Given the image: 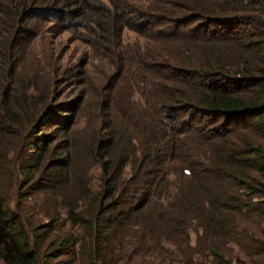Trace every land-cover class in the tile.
I'll list each match as a JSON object with an SVG mask.
<instances>
[{
  "label": "trees",
  "instance_id": "16d2710c",
  "mask_svg": "<svg viewBox=\"0 0 264 264\" xmlns=\"http://www.w3.org/2000/svg\"><path fill=\"white\" fill-rule=\"evenodd\" d=\"M50 11L103 57L136 36L96 114L117 155L98 127L78 148L64 65L6 80ZM0 74L3 263L264 264V0H0Z\"/></svg>",
  "mask_w": 264,
  "mask_h": 264
},
{
  "label": "rangeland",
  "instance_id": "374dc122",
  "mask_svg": "<svg viewBox=\"0 0 264 264\" xmlns=\"http://www.w3.org/2000/svg\"><path fill=\"white\" fill-rule=\"evenodd\" d=\"M54 14L55 12L50 11L41 17L30 18V20L34 21L26 24L25 35H19L22 36L25 42L21 43L20 47L18 46L17 57L14 59L17 68L13 79L11 77V79L6 80H12L15 85L16 83L14 82L16 81L18 84H25L30 82L32 78H36V74L43 70L48 68L51 70L64 65V70L57 74L58 77L61 74L64 75L58 81V89L61 93L58 95L57 100H63V92L69 90H73L75 93L79 89H84L87 94L86 102L81 107V112L86 118V124L82 120L81 126L77 128L76 134L74 133V137L77 136L78 139V148L81 149L83 147L89 135L94 137L95 133L99 132L103 140H114L115 136L117 137L111 149L112 154L117 155L120 148L127 145L125 130L122 126L115 125L112 127L114 130L113 136L112 128L103 129V123L99 122V117L96 114L99 113L104 120L106 119L105 99L106 96L110 95L111 88L109 89V87L112 85V78L108 77V73L110 72L109 74L112 76L117 71L119 59H122L125 53H130L131 48L129 46H134L136 36L132 31L124 29L121 43L111 50L107 57H103L99 51H95L86 42L76 39L69 28H61ZM22 53L23 55H21ZM86 55L91 59L88 60L85 68H83L85 77L79 83L82 77H74V64L80 63ZM125 87L124 85L119 90L118 106L114 109L118 112L121 105L127 101ZM123 97L125 98L121 100ZM95 119L97 121H94ZM86 126L88 127L86 128ZM97 127L98 130L95 132ZM103 132H106V134ZM79 154L81 155V150ZM84 160L80 159L79 165H83L85 163ZM125 169L127 170L128 166ZM0 264L5 263L0 260ZM204 264L209 263L205 262Z\"/></svg>",
  "mask_w": 264,
  "mask_h": 264
}]
</instances>
